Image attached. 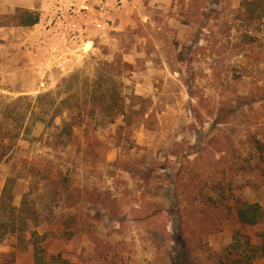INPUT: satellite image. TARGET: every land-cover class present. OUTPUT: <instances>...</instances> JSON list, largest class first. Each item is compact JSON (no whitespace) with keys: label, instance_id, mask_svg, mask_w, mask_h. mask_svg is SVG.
<instances>
[{"label":"rangeland","instance_id":"obj_1","mask_svg":"<svg viewBox=\"0 0 264 264\" xmlns=\"http://www.w3.org/2000/svg\"><path fill=\"white\" fill-rule=\"evenodd\" d=\"M220 1L212 0L214 10L200 14L194 30L195 39L209 43L167 45L164 62L154 59L151 69L138 62L149 70L146 78L130 74L126 63L123 68L118 44H97L57 71L45 63L39 73L36 47L28 55L21 32L14 33L17 44L7 45L0 31L4 128L13 124L5 116L9 102L28 98L16 104L19 135L0 141L10 145L0 163V195L8 181L12 204L25 200L40 220L0 241V264L33 263V230L47 256L60 253L73 264H175L181 241L194 249L192 264H218L235 232L259 242L264 222L241 225L224 196L264 207V18L251 29L238 10H220ZM10 3L0 0V7ZM10 22L0 15V25ZM143 47L154 53L153 45ZM103 62L122 71V94L151 97L153 129L139 126L127 138L118 136L121 117L110 121L96 113L69 131L63 126L73 111L49 125L34 121L38 109L26 111L27 101L54 92L74 72L91 80ZM254 264H264V255Z\"/></svg>","mask_w":264,"mask_h":264},{"label":"trees","instance_id":"obj_2","mask_svg":"<svg viewBox=\"0 0 264 264\" xmlns=\"http://www.w3.org/2000/svg\"><path fill=\"white\" fill-rule=\"evenodd\" d=\"M238 19L245 20V24L251 29H259V23L264 18V0H242L237 11ZM38 19L34 11L27 9H16V11L6 17L15 25H32ZM125 63L122 62L123 68ZM121 70L112 68L108 62H103L96 75L89 80L81 77L80 72L72 73L68 78L61 79L59 87L54 92H45L37 95L34 100L27 101L26 111L34 113L38 109V116L34 121H45L49 125L52 119L61 115L65 111H73L69 121H66L63 128L70 131V127L82 120L84 115L91 116L101 113L104 117L113 121L121 117L122 124L117 127L116 133L127 136L139 126L153 129L156 123V113L150 96H142L131 93L122 94L120 74ZM63 95V96H60ZM21 99L28 100L27 97H18L7 105L5 111L6 118H11V127L4 128L0 123V141L6 137H17L22 126L21 117L15 113L16 104ZM33 111V112H32ZM44 115L48 118L45 120ZM25 116V115H24ZM257 148L262 149V143L254 140ZM9 146L0 147V163L7 159ZM38 169L39 167L36 166ZM228 206L233 207L235 217L241 225H253L264 222V207L260 204L247 201H232L225 195ZM37 209L31 207L25 200L19 206L12 204V195L8 181L5 183L0 195V241L9 234H21L26 228L29 220L37 225ZM182 225L178 226L181 231ZM180 234V233H179ZM260 240L257 244H251L249 238L235 232L230 244L226 249L217 255L218 264H254L257 256L264 255V231L259 232ZM33 256L32 264H73L70 260L63 257L60 253L47 256L44 247L38 240V234L33 230L32 235ZM181 241V236L178 237ZM181 251L178 252L175 264H192L188 243L181 241Z\"/></svg>","mask_w":264,"mask_h":264},{"label":"crops","instance_id":"obj_3","mask_svg":"<svg viewBox=\"0 0 264 264\" xmlns=\"http://www.w3.org/2000/svg\"><path fill=\"white\" fill-rule=\"evenodd\" d=\"M54 1L41 0L39 6L38 0H11L10 4L0 7L2 18L12 15L16 9H27L37 13L38 19L32 25H15L10 22L0 25L2 29L0 31L7 33V45L17 44L15 39L18 37L15 38L14 33L21 32L20 45L25 46L24 50L27 52L24 53L28 55L29 47H36L39 73L40 67L45 63L51 64L52 68L56 66L57 71L72 66L80 55L92 53L97 44H118L121 46L122 62L131 67L128 72L135 77L146 78L150 72L137 65L140 60H144L146 68L151 69L150 63L154 59H161V62H164L163 52L169 44L179 47L190 43L195 46L200 44L206 46L209 43L200 38L195 39L193 34L199 26V15L209 14L214 10L212 0H122L120 4H116L115 0H89L83 19L85 33L80 42L82 50L79 53L66 51L60 42L46 38L44 27L48 23ZM240 2L241 0H221L219 9L223 8L224 13L227 12L225 10L236 12ZM225 22L232 26L233 20L227 17ZM212 23L210 26L214 30L217 21ZM9 33L13 35L10 37ZM146 44L154 46V53L149 54L144 50L143 46ZM67 52L71 54L67 55ZM140 85L138 80L134 81L135 92L141 93Z\"/></svg>","mask_w":264,"mask_h":264},{"label":"built area","instance_id":"obj_4","mask_svg":"<svg viewBox=\"0 0 264 264\" xmlns=\"http://www.w3.org/2000/svg\"><path fill=\"white\" fill-rule=\"evenodd\" d=\"M122 0H115L120 4ZM89 0L79 2L55 0L51 6L48 23L45 25L46 38L60 42L66 51L79 53L82 50L81 40L85 33V10ZM67 52V55H70Z\"/></svg>","mask_w":264,"mask_h":264}]
</instances>
